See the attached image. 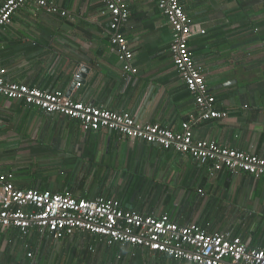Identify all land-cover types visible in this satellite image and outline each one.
Here are the masks:
<instances>
[{
  "label": "crops",
  "instance_id": "0c3cea01",
  "mask_svg": "<svg viewBox=\"0 0 264 264\" xmlns=\"http://www.w3.org/2000/svg\"><path fill=\"white\" fill-rule=\"evenodd\" d=\"M51 1L65 17L29 4L1 28L6 81L69 92L76 102L128 113L138 124L173 133L188 123L194 141L213 140L264 159V0H178L192 20L190 51L214 109L226 113L200 122L194 98L172 63L170 26L155 3L123 0L130 16L120 32L137 70L124 74L111 51L103 2ZM0 173L10 175L19 189L116 199L125 209L167 215L175 224H194L209 234L229 233L251 250H264V178L226 171L209 176L208 167L186 155L106 130L85 132L78 121L1 96ZM0 264L190 263L108 246L86 232L55 242L36 229L24 236L9 228L0 230Z\"/></svg>",
  "mask_w": 264,
  "mask_h": 264
},
{
  "label": "built area",
  "instance_id": "2783aa9c",
  "mask_svg": "<svg viewBox=\"0 0 264 264\" xmlns=\"http://www.w3.org/2000/svg\"><path fill=\"white\" fill-rule=\"evenodd\" d=\"M101 1L109 15L111 51L122 65L123 73L134 74L137 70L132 65L133 52L120 32L130 16L128 7L123 0ZM149 1L157 5L170 26L172 63L194 98L199 111L196 122L225 118L226 113L214 109L215 99L208 92L190 51L192 20L178 0ZM29 4L46 13L66 16V12L57 8L51 0H6L0 7V30L11 23L18 9ZM0 96L37 108L45 114H58L78 121L85 132L106 130L129 140L173 150L208 167L209 176L226 171L233 175L264 178V159L221 146L213 140L194 141L188 123H183L179 133L157 124H138L128 113L85 105L62 92L42 91L6 81L2 68ZM9 228L18 229L24 236L36 229L42 234L47 233L55 242L76 232H86L104 238L108 246L140 247L190 264H264V250H251L240 238H233L229 233L209 234L194 224L178 225L167 215L155 217L125 209L116 199H76L70 194L19 189L10 175L0 173V230Z\"/></svg>",
  "mask_w": 264,
  "mask_h": 264
},
{
  "label": "water",
  "instance_id": "95a60500",
  "mask_svg": "<svg viewBox=\"0 0 264 264\" xmlns=\"http://www.w3.org/2000/svg\"><path fill=\"white\" fill-rule=\"evenodd\" d=\"M82 72H84L83 69H81L80 72H76V75H75V78H74V81H73V84H72V87H71L70 91L73 90V86H76L77 83L79 82V80H80V78H81V76H82ZM76 76H77L78 78H77ZM69 95H70V94H69V92H68L67 97H69Z\"/></svg>",
  "mask_w": 264,
  "mask_h": 264
},
{
  "label": "trees",
  "instance_id": "16d2710c",
  "mask_svg": "<svg viewBox=\"0 0 264 264\" xmlns=\"http://www.w3.org/2000/svg\"><path fill=\"white\" fill-rule=\"evenodd\" d=\"M16 102H19V101H16ZM21 103V102H20ZM24 105V104H23ZM19 188V187H18ZM20 189H23V188H20ZM37 190H39V191H42L43 189H40V188H37ZM125 247H128V246H125ZM124 247V248H125ZM133 248H137V247H133ZM137 249H141L140 247H138Z\"/></svg>",
  "mask_w": 264,
  "mask_h": 264
},
{
  "label": "rangeland",
  "instance_id": "374dc122",
  "mask_svg": "<svg viewBox=\"0 0 264 264\" xmlns=\"http://www.w3.org/2000/svg\"><path fill=\"white\" fill-rule=\"evenodd\" d=\"M5 159L8 160V161H10V162H12L15 158L13 157V158L10 159V158L6 157ZM9 159H10V160H9ZM10 162H9V163H10ZM13 162H14V161H13Z\"/></svg>",
  "mask_w": 264,
  "mask_h": 264
}]
</instances>
